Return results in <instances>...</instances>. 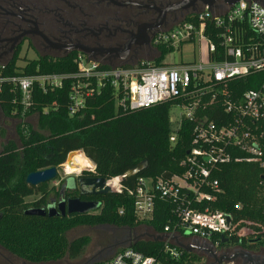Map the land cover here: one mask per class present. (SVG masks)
I'll return each instance as SVG.
<instances>
[{
    "label": "trees",
    "instance_id": "1",
    "mask_svg": "<svg viewBox=\"0 0 264 264\" xmlns=\"http://www.w3.org/2000/svg\"><path fill=\"white\" fill-rule=\"evenodd\" d=\"M159 50L160 57L155 59L156 64H160L171 51ZM72 59L31 60L24 71H18L15 66L17 56H14L4 70L0 69V76L72 74L76 70ZM70 83V80H66L60 89L46 93L35 84L31 104L27 108L20 102V93L11 91L10 84L3 83L0 91L3 117L16 121L15 139L7 140L0 150V246L31 264L56 262L63 258L71 261L80 259L90 239L86 236L69 239L68 234L78 227L121 230L143 225L152 234L159 235L166 226L172 228L178 222L175 213L177 204L160 200L156 201L150 219L138 221L134 214V199L126 193V189L134 188L139 178L167 179L174 175L181 176L187 171L188 165L181 163L192 147V122L182 120L175 143L170 142V112L179 101L171 100L149 108L123 111L115 105L114 90L106 88L87 99L80 114L70 117L67 112ZM263 84L264 73H260L234 81L228 88L231 90L234 86L235 93L239 95ZM218 109L217 103L204 109V113L215 120V115L220 112ZM213 110L218 111L213 113ZM30 117L35 118L36 126L28 122ZM76 151H81L94 169L60 182L55 192L56 199L50 203L49 196L54 189L48 188V182L38 186L25 183L29 173L49 167L58 169L65 163L67 155ZM143 161H147L146 169L122 181V192L80 195V177H99L106 181L122 178ZM262 176L264 171L255 164L231 162L218 165L212 171V178L218 182L217 189H201L211 196V200L188 205L198 211H221L231 216L232 236L229 239L212 238V242L217 241L219 247L235 245L247 248L258 242L264 248ZM30 196H39V199L28 205L25 198ZM74 198L99 202L100 208L82 215H25L29 207L46 209L56 206L60 200ZM109 239L104 241V245ZM251 242L255 243L249 245ZM130 247L145 256H154L166 264H174L168 255L163 254L161 241L139 240ZM124 248H117L100 261H85L83 264H101Z\"/></svg>",
    "mask_w": 264,
    "mask_h": 264
},
{
    "label": "built area",
    "instance_id": "2",
    "mask_svg": "<svg viewBox=\"0 0 264 264\" xmlns=\"http://www.w3.org/2000/svg\"><path fill=\"white\" fill-rule=\"evenodd\" d=\"M188 47L193 48L191 60L165 61L168 54L176 50L182 55ZM159 49L171 51L156 64ZM28 63L16 62L15 66L24 71ZM72 63L76 66L72 74L0 76V91L3 83L10 84L11 91L20 93V102L27 108L35 84L46 93L60 89L70 80V117L80 114L86 100L106 88L114 90L115 105L123 111L179 101L172 108L183 112L177 120L170 119L175 124L170 142L175 143L182 120L192 122V147L181 163L188 169L181 176L167 179L139 178L134 188L126 189L134 199V214L138 221H146L152 217L157 200L177 204L176 225L166 226L162 234L147 235L151 239L163 237V254L174 264H217L220 257L239 256V250L221 248L217 241L212 242L213 236H232L231 216L221 211H198L188 205L211 200L201 189H217L212 171L218 165L248 163L264 171V84L239 95L234 86L228 88L234 81L264 73V7L254 0H239L232 6L201 4L156 32L150 60L111 67L77 56ZM6 66H0L1 71ZM217 103L220 112L213 110L217 113L215 120L209 119L204 109ZM107 185L113 192L123 190L121 178L107 181ZM101 264L166 263L126 247ZM222 264H236V260Z\"/></svg>",
    "mask_w": 264,
    "mask_h": 264
},
{
    "label": "flooded vegetation",
    "instance_id": "3",
    "mask_svg": "<svg viewBox=\"0 0 264 264\" xmlns=\"http://www.w3.org/2000/svg\"><path fill=\"white\" fill-rule=\"evenodd\" d=\"M227 1L214 0V4L225 5ZM254 1L264 7V0ZM190 2L0 0V66L8 64L14 56L17 62L19 59L30 62L81 56L111 67L130 65L151 57L156 32L192 10L187 9ZM201 4L197 1L193 9ZM29 53L33 58L28 57ZM116 231L122 234L114 233L102 252L112 254L117 248L128 247L142 237L136 235L135 229ZM229 248L242 249L235 245ZM251 257L258 261L262 258L261 255ZM237 259L242 264H252L244 254Z\"/></svg>",
    "mask_w": 264,
    "mask_h": 264
},
{
    "label": "rangeland",
    "instance_id": "4",
    "mask_svg": "<svg viewBox=\"0 0 264 264\" xmlns=\"http://www.w3.org/2000/svg\"><path fill=\"white\" fill-rule=\"evenodd\" d=\"M192 50H193L192 47H188L182 51V55L180 54L179 51L175 50L173 53H170L165 57V61L169 63H179L180 61H183V62L189 61L192 59V55H191ZM28 57L33 58V55L29 53ZM146 59L150 60V58H147V57H144L143 59H140V60H146ZM18 63L22 64L23 62H21V59H19ZM182 112L183 110L181 108H176V109L171 108L170 119L172 118L173 120H177L178 115L181 114ZM28 122L31 125L36 126V121L34 117L28 118ZM170 124H171L170 127L172 129L175 126V124L172 122ZM15 125H16V121H11L9 119L4 118L2 113L0 112V150H1V145L4 144L7 140L15 139V130H14ZM64 166L65 164H63L60 168L57 169V172H58L57 179L54 181L48 182V188L54 189L49 196V203L54 198L56 199L55 192L57 191V188L60 182L70 177H78L82 174L83 171H92L93 169V165H92V168L82 169L76 172H66ZM37 199H39V196H30V197L25 198V203L29 205L31 202ZM135 230H136V235H142V237H139L140 241L151 239L147 237V235L152 234V232H150V230L146 228L145 226L140 225L136 227ZM114 233L118 235L122 234L120 231H116L110 228L109 229L101 228V227L75 228L68 234L69 239H73L79 236H86L90 239L89 244L85 248L83 256L76 261H71L68 258H63L56 262H50V263H44V264H83L85 261L88 262V261L97 260V259H99L98 261H100L104 259L105 257L111 255V254H107L102 251H103L104 241L112 237ZM252 243L254 244L255 242H251L249 243V245ZM257 243H255L253 246L240 249L239 254L244 253V254H249L250 256L261 255L262 258L260 259L264 260V248L263 246H261L260 243L258 244ZM237 260H236V264H242L241 260H238V261ZM0 264H31V263L16 257L15 255L9 253L7 250H5L3 247L0 246Z\"/></svg>",
    "mask_w": 264,
    "mask_h": 264
},
{
    "label": "water",
    "instance_id": "5",
    "mask_svg": "<svg viewBox=\"0 0 264 264\" xmlns=\"http://www.w3.org/2000/svg\"><path fill=\"white\" fill-rule=\"evenodd\" d=\"M197 1L201 2L204 6L212 7L214 5V0H191V2L187 5V9L192 8V10H194L193 8ZM238 1L239 0H228L227 4L229 6H232ZM76 152H81V151H76ZM71 153L74 152H70L67 155L66 160H68L69 155ZM146 167H147V161H143L137 164L135 167L130 169L126 173V175H124L121 178V182L128 177L137 176L139 173L144 171ZM57 176H58L57 167H49L43 170L29 173L25 178V183L29 186H38L40 184L56 180ZM261 179L264 181V176H262ZM78 187H79L80 195H105L109 192H113V190H111V188L107 185V181L99 177H89V178L80 177L78 179ZM99 208H100L99 202H92V201L87 202V201H81L79 198H74V199L62 200L59 203H57L56 206L47 207L46 209L30 208L25 211V215L48 216V217L57 216V215L66 216L73 214L82 215L98 210ZM162 239L163 237L160 236L159 238L154 240L161 241ZM177 246L184 249L185 251H189L187 247H185L180 243H178ZM244 257L247 258L252 264H259L261 261L262 263H264V260L261 259H259V261L257 259L253 260L249 254H244ZM237 258L238 255L223 256L220 257L219 259H216V263L222 264L223 262H232L235 261Z\"/></svg>",
    "mask_w": 264,
    "mask_h": 264
},
{
    "label": "bare ground",
    "instance_id": "6",
    "mask_svg": "<svg viewBox=\"0 0 264 264\" xmlns=\"http://www.w3.org/2000/svg\"><path fill=\"white\" fill-rule=\"evenodd\" d=\"M64 167L66 172H76L92 168V163L81 152H74L69 155Z\"/></svg>",
    "mask_w": 264,
    "mask_h": 264
}]
</instances>
